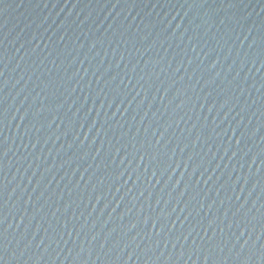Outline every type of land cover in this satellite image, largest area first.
<instances>
[{"label":"water","instance_id":"95a60500","mask_svg":"<svg viewBox=\"0 0 264 264\" xmlns=\"http://www.w3.org/2000/svg\"><path fill=\"white\" fill-rule=\"evenodd\" d=\"M0 264H264V0H0Z\"/></svg>","mask_w":264,"mask_h":264}]
</instances>
